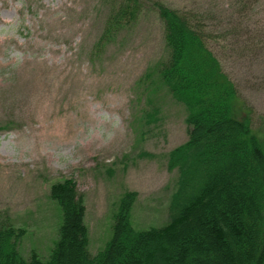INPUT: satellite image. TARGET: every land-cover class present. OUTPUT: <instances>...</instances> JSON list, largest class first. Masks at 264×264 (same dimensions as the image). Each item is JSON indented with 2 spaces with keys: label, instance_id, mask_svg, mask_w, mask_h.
I'll return each instance as SVG.
<instances>
[{
  "label": "rangeland",
  "instance_id": "374dc122",
  "mask_svg": "<svg viewBox=\"0 0 264 264\" xmlns=\"http://www.w3.org/2000/svg\"><path fill=\"white\" fill-rule=\"evenodd\" d=\"M157 1L191 13L262 129L264 0ZM107 14L101 0H0V225L22 232L25 260L47 259L58 239L49 189L65 179L83 199L92 256L111 239L126 193L136 194L135 230L167 222L178 177L168 154L187 141V112L157 73L168 56L163 24L148 4L100 44Z\"/></svg>",
  "mask_w": 264,
  "mask_h": 264
},
{
  "label": "trees",
  "instance_id": "16d2710c",
  "mask_svg": "<svg viewBox=\"0 0 264 264\" xmlns=\"http://www.w3.org/2000/svg\"><path fill=\"white\" fill-rule=\"evenodd\" d=\"M101 2L108 14L100 44L113 42L148 4L163 24L168 56L157 73L187 112V141L168 154V168L178 177L167 222L135 230L130 210L136 194L126 193L113 218L111 239L92 256L83 199L75 182L65 179L49 189L60 226L47 259L32 254L25 260L16 247L22 232L0 225V264H264V127L253 128V111L190 12L157 0ZM157 114L156 109L145 113V122L154 123Z\"/></svg>",
  "mask_w": 264,
  "mask_h": 264
}]
</instances>
